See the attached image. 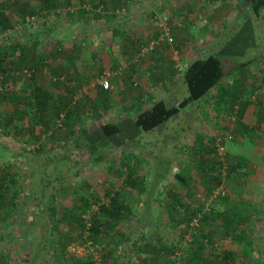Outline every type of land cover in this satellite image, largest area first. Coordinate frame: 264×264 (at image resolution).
Here are the masks:
<instances>
[{"label":"rangeland","instance_id":"obj_1","mask_svg":"<svg viewBox=\"0 0 264 264\" xmlns=\"http://www.w3.org/2000/svg\"><path fill=\"white\" fill-rule=\"evenodd\" d=\"M83 1L86 3L71 0L72 6L57 9L52 13L53 10H51L46 18L35 16L34 20H31V25L26 26L27 29L12 32L11 39L14 42L36 44V55H40L46 62L45 66L36 71L34 79L36 83L49 91L59 92V87L53 84L49 66L61 65L64 74L70 79L74 81L79 78L80 86L76 98H83L82 104L85 109L82 110L81 119L74 124V127L78 128L79 123L88 132L102 123L114 122L134 115V111L129 108L130 89L127 91L130 80L126 79L127 72L121 73L124 65H128L132 60H138L136 73H133L131 81L137 82L155 98L166 101L168 106L175 105L188 95L182 79V71L186 64L199 55L220 52L226 42L223 43L224 27L230 23L242 24L249 17L248 7L243 5L240 0H123L120 6L115 2L112 4V1L109 3L110 6L106 8L109 13L121 7L125 9L122 15L116 14L109 20L108 18L94 17L91 12L93 11L92 6L87 2L88 0ZM30 2L33 4V0ZM80 8L91 10L81 13L79 21L59 18L56 15H61L64 10ZM150 13L170 18L172 27L170 36H172L173 42L166 43L163 40L155 44L157 37L160 35V38H164L165 33L158 25V21L150 18ZM262 15H264V10H262L258 21L252 18L255 30L256 28L258 31L264 30ZM11 17H14L13 13H11ZM204 26H207L206 30ZM112 27L120 29V36L116 42L111 35ZM257 30L258 48L260 49L264 43V36L260 35ZM43 31L44 33L39 37L36 35V32L42 33ZM152 44H155L154 48L157 47L155 51L148 49ZM66 56L74 57L76 59L74 64ZM157 59L160 61L166 59L167 64L172 62L173 67L176 68L174 81H165V83L161 81V83L150 80L151 75L155 73ZM225 59L226 57H224ZM168 66L165 65V70ZM179 68L182 70L180 71ZM115 72L117 75L112 77ZM248 72L245 83L247 92L251 91V83L258 88L254 96L247 93L253 103L248 107L243 120L247 125H253L259 113H264V110L259 107L264 108V65L254 63L250 65ZM107 75L112 77L109 81L107 105L98 107L95 104L97 87L101 77ZM11 82V80L8 81V87ZM62 83L67 84L68 79L65 78ZM255 87H253L254 90ZM124 91L128 93L123 95ZM149 106L148 99L141 103L142 108ZM215 110L209 105L196 108L190 104L161 127L159 126L151 132L141 133L136 144H132L130 141L122 146L126 148L125 152L139 155L141 160L136 168V174L144 178L146 187L143 194H139L135 190L129 194L128 201L133 209V214L131 219L119 225V229L126 239H122V244L116 249V259L108 264L174 263L176 256H172L160 245L155 244L154 239L157 236H162L167 243L174 245L180 238L179 230L183 229V224H178L176 217H170L166 213V205L171 199L169 191H174L178 199L190 206H197L205 201L203 176L194 168V158L190 154V147L196 136H200L204 143L214 139V148H217L216 152L220 159L226 154L233 153V147L245 144V150L242 149V151H247L250 160L257 162L255 166L260 169L259 176L264 177V137L257 138L255 136L252 141L245 135L233 134L234 122L222 113L218 115ZM74 120L76 121V119ZM261 125L264 131V123ZM222 129L225 132L222 141H219V133L223 131ZM229 135L232 138H226ZM138 143L144 149L140 148ZM6 145L9 146L5 147ZM14 149L20 150L9 136L0 133V168L6 169L8 174L16 172L19 175L21 186L24 185L23 198L21 196L14 206L6 204V207L0 211V254L5 256L4 259L8 260L7 263L69 264L70 260L74 258H93L96 254L101 256L102 245L97 242L91 244L85 237L86 231L82 233V229L76 224L68 226L66 223L58 229L63 233L64 239L59 244H64L65 253H55V251L36 253L39 248L36 244L43 239L44 235L47 236L53 219L44 214L43 205L32 209L30 195L40 192L41 183L45 184L46 181L44 178L46 173L45 176H42V180L38 177L35 178V173L31 174L29 167L35 169L34 161L42 162L48 153H58L60 157L66 154L63 161L56 162V164L59 163V168L57 165L56 169L63 173L61 176L64 180H53L51 176L54 175L52 162L50 163L51 168L47 169V177L52 185L47 193L53 197L58 209L69 208L80 193H95L102 198L105 190L103 183L107 175H110L109 179L115 189H123L122 176L108 174L106 171L107 164L118 161L122 153L121 150L110 151L105 154L104 160L95 163L85 151H73L70 154V150L59 149L58 146L52 149L47 147L41 154L25 153L24 157L29 163L26 165V159L20 161L21 158H16L17 153ZM248 166L250 165L247 163ZM36 169L41 173V169ZM188 169L189 171H187ZM254 179L256 180V178ZM222 180L219 190L223 193V198H216L213 203L217 204L221 210H227L233 205L241 204L240 200H244L253 209L251 213L249 212L251 215H248L249 232H253L256 245L259 243L256 251H263V253H252L251 263L264 264V224L258 220L259 216L255 214L256 209L262 208V204H264V186L254 181L250 185L252 191L255 192L252 194L250 190L242 189L235 183L234 187L233 181L224 178ZM84 183L88 185L86 188ZM258 189L259 191H257ZM92 201L91 199V209L96 210L97 206ZM209 201L210 198H206L205 203L207 204ZM92 212L89 211L83 215L85 223L89 222ZM6 213L9 214L8 217H5ZM54 233L58 234V232ZM79 233L82 234V237H79ZM184 238L187 240L189 233H185ZM213 247L221 251L223 249H238L237 245L229 239L224 240L218 236L214 237ZM61 249L57 248V251L59 252ZM182 249H185L183 243ZM13 250H15L14 254L10 253ZM27 254L31 257L36 256V260L24 263ZM177 254L182 260L183 253L178 252ZM213 256L214 253L207 249L206 257L211 259Z\"/></svg>","mask_w":264,"mask_h":264},{"label":"trees","instance_id":"obj_2","mask_svg":"<svg viewBox=\"0 0 264 264\" xmlns=\"http://www.w3.org/2000/svg\"><path fill=\"white\" fill-rule=\"evenodd\" d=\"M79 1L83 4L86 3L83 0ZM111 1L112 4L116 3L119 6L123 2V0H88L87 2L92 6L93 11L91 12L94 17H103L110 20L116 14L122 15L125 10L124 7H121L114 12H107L106 8L110 6ZM240 2L248 7L249 17L242 24L230 23L224 27L223 43L226 42L223 44L221 51L199 55L189 61L183 69L182 79L188 92L187 96L172 106H168L166 101L162 99L155 98L153 94L145 91L137 82L131 81L133 80L132 72L136 73V62H138V60H132L128 65L123 66L121 73L127 72L126 79L130 80L127 91L130 89L129 108L134 111V115L118 121L102 123L88 132L79 123L78 128L74 127V124L81 119L82 110L85 109L82 104L83 98H76L80 86L79 78L74 81L70 79L64 74L61 65L49 66L53 84L59 87V92L49 91L36 83L34 79L36 71L45 66L44 63L46 62L40 55H36V44L14 42L11 39L12 32L27 29L35 16L46 18L51 10H53L52 13L57 9L72 6L73 3L71 0H33V5L30 0L24 2L20 0H0V35L2 37L0 39V133L9 136L11 141L19 146V151L14 149L17 153L16 158H21L20 161H24L26 159L24 157L25 153L41 154V152H45L47 147L52 149L55 146L66 151L70 150V154L73 151H85L93 158L95 163L104 160L105 154L110 151L120 149L122 152L117 162L106 165V171L108 174L113 173L122 176L123 189H115L109 179L110 175H107L103 183L105 190L102 198L95 193H80L73 200L71 207L61 209L56 207L53 197H50L47 193L48 189L51 188L50 186H52L50 179L47 177V169L51 168L50 163L52 162L54 166L52 169L54 175H51L53 180H64L61 176L63 173L56 167L64 160L66 154L60 157L58 153H48L42 162L34 161L35 169L29 167V171L31 174L35 173V178L38 177L41 180L46 173V177H44L46 181L45 184L41 183L42 187L38 194H28L31 196L29 200L33 205V210L38 205H43L44 214L53 219L47 236L44 235L43 239L36 244L39 246L36 253L42 251H45V253L54 251L55 253H65L64 244H59L64 239L63 233L58 229L65 223L68 226L76 224L82 229V233L86 231V236H84L91 244L97 242L103 246L101 264L114 261L116 259V249L122 244V239H126L125 235L121 233L119 225L131 219L133 214V209L128 201L129 194L132 190L143 194L146 187L144 178L136 174V168L141 160L139 155L125 152L124 149L126 148L122 146L130 141L132 144H136L141 133L151 132L159 126L161 127L188 105H194L196 108L209 105L213 110L216 109L215 112L218 115L222 113L224 116H228L230 121L235 124L232 131L237 136L245 135L252 141H254L255 136L257 138L264 137L261 125L264 123V113H259L253 125H247L243 121L247 108L253 103L248 94L254 96L258 88L251 83V91L247 92L245 83L248 78V70L250 65L254 63L264 65V43L259 49V36L256 34L257 28L255 30L254 20H252L253 18L258 21L260 18L261 12L264 10V0H240ZM90 10L89 8L69 9L68 11H62L61 15L55 14L59 18L79 21L81 13ZM11 13H13V18ZM156 16L160 15L150 13V18L158 21ZM166 17L169 27L168 38H171V41L167 37H164L166 39H160L159 35L155 44L163 40L166 43L173 42V38L170 36L171 21L168 16ZM262 18L264 20V15H262ZM206 28L207 26H204L205 30ZM48 29L51 28L48 27ZM26 31L29 33L28 30ZM257 32L264 36V30L260 29ZM43 33L44 31L42 33L36 32V35L39 37ZM111 35L116 42L120 36V29L112 27ZM155 44L152 48L149 46L148 49L155 51L157 49V47L154 48ZM66 57L72 64L76 61L74 57ZM224 57H226L225 60ZM157 60L155 73L151 75L150 80L153 82L164 81L163 83L174 81L176 68L173 67L172 62L167 64L166 59L165 61ZM165 65H169L167 70L164 68ZM179 69L182 70V68ZM115 75H117L116 72L112 74V77H115ZM112 77H109L108 80L110 81ZM65 78L68 79L67 84L62 83ZM228 79L230 80L227 81ZM9 80L12 82L8 87ZM253 87L256 89L254 90ZM108 88H104L101 84L98 85L97 101L95 102L98 107L107 105ZM127 91L122 94H127ZM147 99L150 106L142 108L141 103ZM258 103L260 104V101ZM259 107L264 110L262 106ZM224 132L223 130L219 133L220 137L222 135V138L219 137V141H222ZM230 138L232 137L230 136ZM138 146L144 149L139 143ZM146 147L148 146L146 145ZM216 151L214 139L204 143L200 136L195 137V141L190 147V154L194 158V168L203 176L202 184L206 194L203 203L190 206L178 199L174 191L168 193L171 199L166 205V213L170 217H176L177 223L183 224V229L179 230L180 238L177 240L178 243L176 242L174 245L167 243L162 236L155 237L154 241L167 253L176 256L172 264H252L251 254L263 253V251H256L259 243L256 245L253 232H249L248 215H251L253 209L244 200H240L241 204L233 205L227 210H221L217 204L213 203L216 198H223V194L219 190L223 178L244 188L246 187V178L251 172V170L246 169L247 161L243 156L226 154L220 159ZM58 161L59 163L56 164ZM28 164L26 159V165ZM36 168L41 169V173ZM18 176L16 172L8 174L6 169L0 168V211L6 207V204L14 206L21 196L23 198L24 185L21 186ZM84 184L86 188L88 185ZM216 192L217 195H215ZM28 195L26 196L28 197ZM206 198H210L207 204L205 203ZM91 199L97 206L96 210L91 209ZM262 205V208L256 209L255 214L259 216L258 220L264 224V204ZM89 211L93 212L89 222L85 223L83 215ZM8 215L6 213L5 217H8ZM252 215L254 214L252 213ZM194 219L197 220V223L191 225ZM54 232H58V234L55 235ZM185 233H189V241L185 240ZM216 236L222 237L224 240L229 239L237 245L238 249L218 250L213 247V240ZM79 237H82L81 233H79ZM182 243L185 245V249H182ZM57 248L62 249L58 252ZM207 249L214 253L213 258L206 257ZM14 252L15 250L10 253L14 254ZM178 252L183 253L182 260L177 254ZM13 254H11V257H13ZM4 258L5 256L1 253L0 264H8V260ZM33 259L36 260V256L31 257L27 254L23 262L27 263ZM69 264L96 263L92 257H86L82 259L74 258L70 260Z\"/></svg>","mask_w":264,"mask_h":264},{"label":"crops","instance_id":"obj_3","mask_svg":"<svg viewBox=\"0 0 264 264\" xmlns=\"http://www.w3.org/2000/svg\"><path fill=\"white\" fill-rule=\"evenodd\" d=\"M136 71V70H135ZM134 72H132V75H134L133 74ZM133 78V77H132ZM247 111H248V108H247V110H246V112H245V114H244V116L246 115V113H247ZM244 121V120H243ZM239 145H241V146H238V147H233V153H231V154H234V155H240V156H243L245 159H246V161H247V163L250 165V166H248L246 169L247 170H251V172H250V174L248 175V177L246 178V187H244L245 189H248V191L250 190V192L252 193V194H254L255 192L254 191H252L253 189H251V187H250V185L252 184V183H254V181H257L258 183H260L261 184V186L263 185L264 186V177L263 176H259V172H260V169H258L259 167H256L255 166V163H257V162H253L252 160H250V156L248 155V153H247V151H242V149H244L245 150V144H239ZM230 149H232L231 147H230ZM251 163V164H250ZM254 178H256V180L254 179ZM233 184H234V182H233ZM236 184V183H235ZM235 184L233 185L234 187H235ZM237 186H239V185H237ZM230 189H232V188H230ZM243 189V188H242ZM233 190V189H232ZM240 190V189H239ZM257 191H259V189L257 190ZM256 191V192H257ZM241 192V191H240Z\"/></svg>","mask_w":264,"mask_h":264},{"label":"built area","instance_id":"obj_4","mask_svg":"<svg viewBox=\"0 0 264 264\" xmlns=\"http://www.w3.org/2000/svg\"><path fill=\"white\" fill-rule=\"evenodd\" d=\"M157 20H158V25L160 26L161 30L165 33V36L164 37H169L168 35V31H169V27H168V22H167V17L164 16V15H161L160 17L159 16H156ZM160 38V37H159ZM160 39H163V38H160ZM169 41H171V38H168ZM154 44H152L150 46V48H152ZM110 75H107V76H103L100 80V84L104 87V88H108L109 86V78ZM228 139H230V136H227ZM223 194V193H221ZM215 195H217V192L215 193ZM197 220L194 219L193 222L191 223V225H196V222ZM187 238V237H186ZM189 240V238L187 239ZM93 260L95 261L96 264H101V256L100 255H94L93 257Z\"/></svg>","mask_w":264,"mask_h":264}]
</instances>
